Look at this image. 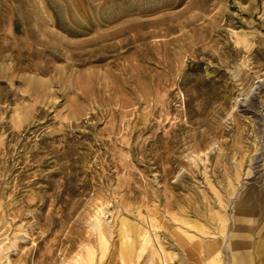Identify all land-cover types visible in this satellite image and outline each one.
Segmentation results:
<instances>
[{
    "label": "rangeland",
    "instance_id": "rangeland-1",
    "mask_svg": "<svg viewBox=\"0 0 264 264\" xmlns=\"http://www.w3.org/2000/svg\"><path fill=\"white\" fill-rule=\"evenodd\" d=\"M238 232L264 264V0H0V264H234Z\"/></svg>",
    "mask_w": 264,
    "mask_h": 264
},
{
    "label": "bare ground",
    "instance_id": "bare-ground-1",
    "mask_svg": "<svg viewBox=\"0 0 264 264\" xmlns=\"http://www.w3.org/2000/svg\"><path fill=\"white\" fill-rule=\"evenodd\" d=\"M99 212V211H98ZM246 213V212H245ZM241 214V213H240ZM100 216V215H99ZM97 217V216H96ZM99 220V219H98ZM234 223V222H233ZM97 224V223H96ZM99 227V226H98ZM247 230V229H246ZM221 233V232H220ZM227 234V233H226ZM229 236V235H228ZM239 232L233 236L232 243H231V249L232 254H233V262L234 264H250L251 263V257L246 253L245 247L239 242L238 237H239ZM242 238V237H241ZM227 239V238H226ZM243 239V238H242ZM225 240V239H224ZM226 241V240H225ZM245 241V239H244ZM243 241V242H244ZM248 248V247H247Z\"/></svg>",
    "mask_w": 264,
    "mask_h": 264
}]
</instances>
